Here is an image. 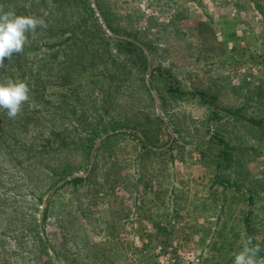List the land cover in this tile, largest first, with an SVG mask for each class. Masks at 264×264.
Returning a JSON list of instances; mask_svg holds the SVG:
<instances>
[{
	"label": "rangeland",
	"instance_id": "rangeland-1",
	"mask_svg": "<svg viewBox=\"0 0 264 264\" xmlns=\"http://www.w3.org/2000/svg\"><path fill=\"white\" fill-rule=\"evenodd\" d=\"M81 3L92 42L40 41L32 58L60 76L43 113L70 144L46 169L0 149V264H233L249 238L264 250V0Z\"/></svg>",
	"mask_w": 264,
	"mask_h": 264
},
{
	"label": "trees",
	"instance_id": "trees-1",
	"mask_svg": "<svg viewBox=\"0 0 264 264\" xmlns=\"http://www.w3.org/2000/svg\"><path fill=\"white\" fill-rule=\"evenodd\" d=\"M81 2L85 3L86 0H0V6H3L5 10L12 9L17 14L42 17L48 24L46 29L37 28L35 38L29 34V43L25 45L24 51L19 55L14 54L10 60L6 59L5 67L0 69V81L9 78L24 80L30 87L29 101L23 105L22 112L16 119H10L6 110L0 109V149L9 155L10 160L14 163L18 161L17 163L21 166L27 161L29 165L42 166L46 169L48 165L46 155L70 144L71 138L63 132V129L67 128L56 126L54 123L48 124L49 120L43 113L48 111L47 100L44 98L46 83L61 85L58 82L60 76L55 75L48 80V75L45 74L48 62L34 61L32 58L35 50L39 49L40 41L42 47L47 45L51 47L67 41L75 49H79L80 46L86 47L89 42H92L94 34L90 36L89 25L80 22L81 15L85 11L88 12L87 9L83 12L84 7ZM85 6L87 7L86 4ZM52 41H54L52 45L47 44ZM101 44L99 39V45ZM132 44L131 41L124 43L128 48L127 51L139 49L137 46L132 47ZM83 67L86 69V66ZM87 74L89 75L90 72ZM82 86L79 84V87ZM32 100L35 104H41V107L32 105ZM59 103L61 104V101ZM58 108L62 109L61 106ZM22 134L25 137L21 138V145L16 146L18 141L20 143L17 135ZM18 157L21 159L19 160ZM63 165L65 162L56 164V169L53 170L55 175L63 171ZM59 170L61 171L58 172Z\"/></svg>",
	"mask_w": 264,
	"mask_h": 264
},
{
	"label": "clouds",
	"instance_id": "clouds-1",
	"mask_svg": "<svg viewBox=\"0 0 264 264\" xmlns=\"http://www.w3.org/2000/svg\"><path fill=\"white\" fill-rule=\"evenodd\" d=\"M46 29L48 24L42 17L17 14L14 10H5L0 6V69L5 60L14 54L19 55L29 43V34L35 38L37 28ZM30 87L24 80L6 79L0 81V109L6 110L10 119H16L23 105L29 101ZM264 251L260 245L249 238L238 252H234L233 264H264Z\"/></svg>",
	"mask_w": 264,
	"mask_h": 264
}]
</instances>
